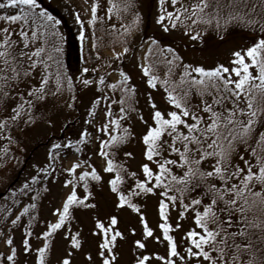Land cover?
<instances>
[{"label": "snow or ice", "instance_id": "1", "mask_svg": "<svg viewBox=\"0 0 264 264\" xmlns=\"http://www.w3.org/2000/svg\"><path fill=\"white\" fill-rule=\"evenodd\" d=\"M137 5L138 0H107L105 14L98 16V0H92L87 23L107 22L113 14L128 21L130 15L127 26L108 24L121 29L116 35L123 40L124 34L138 28ZM158 9L156 22L165 32L179 29L201 44L209 32L223 40L231 26L251 30L254 38L232 50L227 64L213 66L187 61L171 44L161 46L151 39L139 67L147 86L162 90L165 105L159 107L147 93V119L137 106V85L130 82L127 72L121 70L119 78L110 82L100 75L96 83L103 90L90 101L85 120L94 134L84 128L76 140L51 145L52 150L75 146L78 153L87 152V158L77 156L63 169L68 176L62 183L71 189L60 206L52 209L54 220L38 221L45 225L38 233L42 244L33 248L29 238L35 233L30 226L24 227L20 250L35 253L34 264H48L57 230L64 229L67 247L56 264H71L74 250L83 247L85 238L71 229V221L75 207H97L90 199L94 195L90 181L99 186L103 177L93 155L101 158L103 172L110 174L106 184L115 194L113 207L138 214L144 239L133 240V264H150L153 257L161 264H264V0H158ZM76 21L83 39L85 21L79 13ZM57 24L41 0H0V132L20 123L30 127L42 119L51 124L40 105L73 87L58 59ZM128 51L125 44L123 53ZM115 56L122 58V53ZM82 83L87 86L93 81L83 79ZM75 100L71 96L65 106L73 108ZM101 101L105 103L97 124ZM134 116L144 125L138 137L132 130ZM134 137L141 144L135 170L130 167L135 153L123 150ZM5 139L12 142L11 134ZM88 144H93V151H88ZM52 150L50 163L37 166V174L12 193L13 205L21 203L18 195L30 202L14 217L7 216L11 208L3 210L7 228L0 230V237L8 251L0 252V264H16L18 251L10 230L20 223L21 215H29V225L37 219L36 199L41 189L48 190L41 181L55 178L58 170L60 153ZM78 187L83 188V195ZM149 194L157 198L156 235L134 199ZM172 209L177 211L175 224L169 220ZM93 222L90 232L99 237V264H114L119 255L114 251L117 240L125 238L117 227L119 216H93ZM184 222L187 227L177 241L174 230ZM128 230L136 233L135 227ZM148 237L164 244V254L140 251L147 247ZM84 255L92 259L91 252ZM22 264H28L27 259Z\"/></svg>", "mask_w": 264, "mask_h": 264}, {"label": "rangeland", "instance_id": "2", "mask_svg": "<svg viewBox=\"0 0 264 264\" xmlns=\"http://www.w3.org/2000/svg\"><path fill=\"white\" fill-rule=\"evenodd\" d=\"M92 0H41V6L46 8H53L62 15V19L58 20L59 24L56 25L59 33L58 47L60 49L58 59L62 65L63 71L72 78L73 87L69 90L65 88L62 94H58L55 97L48 98L47 103L40 105L41 110L46 114L47 118L52 120L51 124L45 122V120H39L37 123L30 127H26L22 123L16 125V132L12 136V146L8 147L10 143H6L4 133L0 132V150L7 148V151H0V191H4L0 195V230L7 228V221L4 215V208H11V211L7 213L8 217H14L19 214V209L24 203H29L27 197L17 196L21 200L20 204H12V193L15 190L21 188L22 184L28 180L29 176L37 174V166H46L48 163V152L51 149L53 143L67 144L69 140H76L78 134L84 129L88 128L89 133L94 134V128L91 124H85V120L88 119L87 110L90 106V101L95 96L101 95L103 86L97 88L100 75L105 77L106 82L114 81L119 78V72L123 70L131 76V83L137 85V100L138 107L143 111L145 118L149 116L150 107L147 105V93H151L156 100L159 107H164L165 101L163 99L162 90L157 91L150 89L145 83V77L143 76L139 65L144 61L142 59L145 50L150 42H140L142 38L144 21H149V30L163 34L174 41H179L183 45H193L199 42V40H191L189 35L185 34L182 30H170L165 32L161 25L156 22L158 15V0L153 3L152 12L149 16L145 13L144 3L140 5L141 18L138 21V28L135 31L126 34V37L119 45L109 46L110 42L105 41L102 38V32L98 30L97 26H102V22L98 21L95 26L88 24L87 19L90 16ZM170 6V4H169ZM107 7V0H98V16L104 15ZM49 12V11H48ZM51 13V12H50ZM79 13L81 20L85 21L83 25L84 37L81 38V25L76 21V14ZM132 17H130V20ZM105 24L116 23L118 19L112 18L111 20L104 22ZM69 27L70 32L64 28V25ZM126 26V24H124ZM116 29L121 30L119 27ZM109 43V44H108ZM127 44L129 51L123 53V47ZM164 44V43H163ZM162 44V45H163ZM171 44L177 48V51L184 57L185 60L192 63H201L205 66H213L217 62L228 63L230 59V53L236 48H242L247 46L243 43L234 41L225 42L220 46L214 47L211 51H197L196 49H186L175 43ZM143 45V47H141ZM121 52L122 58H116L115 53ZM87 69L88 71H84ZM83 79H90L92 84L85 86L82 83ZM71 96H75L73 108H67L66 102ZM104 101H101L98 107L100 115L97 116L96 123L100 122L102 118V108ZM116 105H113L115 110ZM133 128L137 137L144 130V125L133 117ZM7 134H10L7 131ZM95 143V140H94ZM32 147H37L26 160V164L20 167L24 157L32 150ZM88 151H93V144L87 145ZM127 150L135 153V159L131 160L130 167L134 170L137 169L138 162L141 159V144L134 137L132 142L127 143ZM59 151V158L56 160L57 169L54 171L55 178L51 176L47 181H41L46 183L48 190H40V194L36 199L38 214L37 219L30 225L28 214L21 215V221L18 225L14 226L10 231L14 238V242L17 246L18 257L16 264H22V261L27 259L28 264H34L35 253L30 252L25 254L21 252V238L24 235V227L30 226L35 233L30 237V242L33 248L42 244V238L38 236V233L45 228L44 224L39 223V220H54L55 216L52 213L54 207H59L64 196L70 191L71 185L65 187L62 181L68 176L63 171L64 168L70 166V164L76 160L77 156L87 158V152L78 153L75 146H68L62 149L52 150ZM92 161L97 165L98 170L101 171L103 180L99 186L96 182L90 181V190L94 193L91 200H94L97 204L96 208H82L76 212L74 222L71 224L73 231H80L81 236L85 239L82 241L83 247L80 250H74L71 264H99V257L97 255V241L99 237L93 236L90 229L94 226L93 216L103 217L105 214H117L119 216V223L117 227L125 233V238H118L114 251L119 253L114 264H133L136 253L132 251L135 248L133 244L134 239H144L141 235L142 225L139 223L138 214L132 212L131 209L114 208L113 203L115 200V194L111 193L106 184L110 174L103 172L101 168V158L93 155ZM81 169H77L80 171ZM77 191L83 195V188L78 187ZM2 193V192H1ZM156 197L149 194L147 198H137L136 202L139 203L141 211L145 212L147 222L150 227L154 229V235L159 233L157 227L159 223V216L156 209ZM175 209L170 211L169 220L175 224L178 221L176 216H173ZM129 227H135L136 233H131ZM187 227V223L182 224V228L175 229L174 235L177 241L181 238L183 228ZM64 229L57 230L51 241V252L48 264H56V259L59 256L66 254L65 249L67 247L66 238L63 236ZM147 247L141 249V252H159L164 254L165 246L153 240L151 237L146 238ZM8 248L4 243L2 237H0V252L7 253ZM89 251L92 253V259L89 260L84 253ZM150 264H161L154 257L151 258Z\"/></svg>", "mask_w": 264, "mask_h": 264}, {"label": "trees", "instance_id": "3", "mask_svg": "<svg viewBox=\"0 0 264 264\" xmlns=\"http://www.w3.org/2000/svg\"><path fill=\"white\" fill-rule=\"evenodd\" d=\"M155 0H138V5H137V11L139 12L140 11V5L141 3L143 4L144 3V9H145V13H147V16L150 15V13L152 12V8H153V3H154ZM190 2V0H189ZM48 11L51 12V14L53 16L56 17L57 20H60L62 19V15L57 12L55 9L53 8H48ZM142 14V13H141ZM141 14H140V18H141ZM113 17L116 18V16L113 14ZM130 15L128 16V21H130ZM117 19V18H116ZM63 20V19H62ZM128 21L126 20H118V22H121L123 24H126L127 26V23ZM102 22V21H101ZM64 28L67 29L68 32H70L69 30V27L65 24L64 25ZM98 30H100L102 32V36H106V38H102L104 39L105 41H108L110 42L109 46H112V45H119L122 43V41L124 40H121L119 36L116 35L117 32H120L121 30H118V29H111L108 27L107 24H105L104 22H102V26H97ZM143 33H142V38L140 40V42H145L146 40H150L151 39H156L160 42L161 46L162 44L164 43H175L177 45H180L182 47H185L186 49H196L197 51H211L213 49H215L214 47L216 46H220V44H223L225 42H230V41H234V42H238V43H243V44H246L248 45L249 41L252 40L254 37H253V32L251 30H248V29H245V28H242L240 26H231L229 27L225 37L223 40H220L218 37H216L213 33L209 32V33H206L203 37V40H204V43L201 44L200 41L196 44H193V45H183V43L179 42V41H174L172 40L171 38L163 35V34H160V33H156V32H153V31H150L149 30V21L148 20H145L144 21V28H143ZM126 37V34H124V38ZM150 43V42H149ZM16 125H12L10 126V128L7 130L9 131V133L11 134V136H13V134L16 132L17 128L15 127ZM7 131L4 133V136L7 135ZM1 135V134H0ZM6 140V139H5ZM6 143H10L8 144L7 146L8 147H11L12 146V142H8L7 140L4 141ZM37 148V147H36ZM35 147H32V150L24 157V160L22 162V164L20 165V167H23L25 164H26V160L28 158H30L32 152H33V149L35 150L36 149ZM123 150H127V143L123 146ZM121 155H122V152H121ZM2 192V193H1ZM4 191H0V195L3 194ZM139 199V198H143V197H135L134 199ZM77 211H80V207H75L73 209V216L75 217L76 216V212ZM173 216H177V211L175 210L173 212ZM74 222V220L71 221V224ZM28 223H29V219H28Z\"/></svg>", "mask_w": 264, "mask_h": 264}]
</instances>
